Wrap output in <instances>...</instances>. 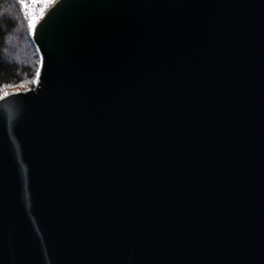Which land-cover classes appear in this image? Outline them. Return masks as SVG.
I'll return each instance as SVG.
<instances>
[{"label":"water","instance_id":"1","mask_svg":"<svg viewBox=\"0 0 264 264\" xmlns=\"http://www.w3.org/2000/svg\"><path fill=\"white\" fill-rule=\"evenodd\" d=\"M32 43L0 264H264V0H57Z\"/></svg>","mask_w":264,"mask_h":264},{"label":"trees","instance_id":"2","mask_svg":"<svg viewBox=\"0 0 264 264\" xmlns=\"http://www.w3.org/2000/svg\"><path fill=\"white\" fill-rule=\"evenodd\" d=\"M14 0H0V92L31 84L38 79L41 59L30 37L33 52L28 58H18L11 49L21 24L18 22L19 9ZM16 4V3H15Z\"/></svg>","mask_w":264,"mask_h":264},{"label":"rangeland","instance_id":"3","mask_svg":"<svg viewBox=\"0 0 264 264\" xmlns=\"http://www.w3.org/2000/svg\"><path fill=\"white\" fill-rule=\"evenodd\" d=\"M14 5L16 9H19L18 13V22L21 24L18 33L15 35L11 49L16 51V55L18 58H28L29 54L33 52V47L30 45V37L32 38L34 30L36 26L39 24L41 19L44 17V15L47 13V11L54 5L48 7L43 16H39V13L41 11V8L43 7V4H40L37 0L36 6L33 7L34 0H25L26 3L30 5L28 9H24L23 6L19 3V0H14ZM57 2V0H56ZM34 13L37 15V22L34 27H30V20H29V14ZM37 85V80L34 81L31 84L23 85L19 88L15 89H8L0 92V99L5 98L6 96L14 93L19 92H26L34 89Z\"/></svg>","mask_w":264,"mask_h":264},{"label":"snow or ice","instance_id":"4","mask_svg":"<svg viewBox=\"0 0 264 264\" xmlns=\"http://www.w3.org/2000/svg\"><path fill=\"white\" fill-rule=\"evenodd\" d=\"M37 0H34L33 7L36 6ZM40 4H43V7L41 8V11L39 13V16H43L45 10L56 3V0H38ZM19 3L23 6L24 9H28L30 5L25 2V0H19ZM29 20H30V27H34L37 22V15L34 13L29 14Z\"/></svg>","mask_w":264,"mask_h":264}]
</instances>
